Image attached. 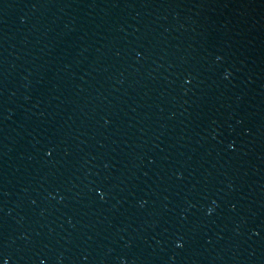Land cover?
<instances>
[{"label":"water","instance_id":"1","mask_svg":"<svg viewBox=\"0 0 264 264\" xmlns=\"http://www.w3.org/2000/svg\"><path fill=\"white\" fill-rule=\"evenodd\" d=\"M0 264H264V0H0Z\"/></svg>","mask_w":264,"mask_h":264}]
</instances>
